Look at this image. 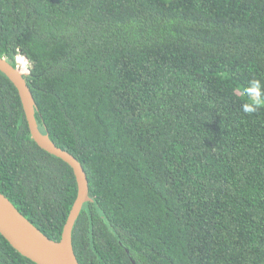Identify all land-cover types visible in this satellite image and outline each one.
I'll use <instances>...</instances> for the list:
<instances>
[{"label":"trees","instance_id":"1","mask_svg":"<svg viewBox=\"0 0 264 264\" xmlns=\"http://www.w3.org/2000/svg\"><path fill=\"white\" fill-rule=\"evenodd\" d=\"M81 164L79 264H264V0H0V57ZM72 169L0 73V193L59 241ZM0 264H34L0 235Z\"/></svg>","mask_w":264,"mask_h":264},{"label":"water","instance_id":"2","mask_svg":"<svg viewBox=\"0 0 264 264\" xmlns=\"http://www.w3.org/2000/svg\"><path fill=\"white\" fill-rule=\"evenodd\" d=\"M0 73L15 87L20 99L28 131L33 142L46 153L62 160L73 172L76 198L64 223L59 241H53L34 227L13 204L0 193V235L22 257L34 264H79L72 246V231L83 205L91 202L87 176L78 160L69 152L57 147L43 134L35 119V102L19 67L11 66L0 57Z\"/></svg>","mask_w":264,"mask_h":264},{"label":"rangeland","instance_id":"3","mask_svg":"<svg viewBox=\"0 0 264 264\" xmlns=\"http://www.w3.org/2000/svg\"><path fill=\"white\" fill-rule=\"evenodd\" d=\"M16 64H17V67H19V69L22 72H24V73L28 72L30 65L25 58H23L21 56L16 57Z\"/></svg>","mask_w":264,"mask_h":264}]
</instances>
